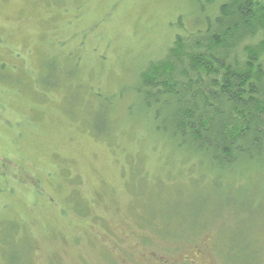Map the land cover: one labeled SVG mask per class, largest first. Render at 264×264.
I'll return each mask as SVG.
<instances>
[{
	"label": "rangeland",
	"instance_id": "1",
	"mask_svg": "<svg viewBox=\"0 0 264 264\" xmlns=\"http://www.w3.org/2000/svg\"><path fill=\"white\" fill-rule=\"evenodd\" d=\"M200 9L0 0V264H264V164L217 177L137 125L139 73Z\"/></svg>",
	"mask_w": 264,
	"mask_h": 264
},
{
	"label": "trees",
	"instance_id": "2",
	"mask_svg": "<svg viewBox=\"0 0 264 264\" xmlns=\"http://www.w3.org/2000/svg\"><path fill=\"white\" fill-rule=\"evenodd\" d=\"M193 1V30L138 75L137 125L217 177L239 175L264 164V1Z\"/></svg>",
	"mask_w": 264,
	"mask_h": 264
},
{
	"label": "flooded vegetation",
	"instance_id": "3",
	"mask_svg": "<svg viewBox=\"0 0 264 264\" xmlns=\"http://www.w3.org/2000/svg\"><path fill=\"white\" fill-rule=\"evenodd\" d=\"M187 261L192 262L193 264H204L203 262L206 261L205 264H212L210 260L205 259L201 252L197 251V256L188 258ZM188 263V262H186Z\"/></svg>",
	"mask_w": 264,
	"mask_h": 264
}]
</instances>
